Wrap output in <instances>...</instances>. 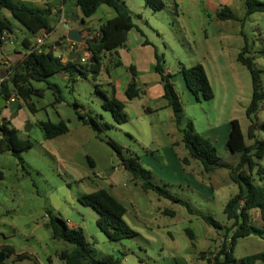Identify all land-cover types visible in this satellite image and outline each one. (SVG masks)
<instances>
[{
	"label": "rangeland",
	"instance_id": "obj_1",
	"mask_svg": "<svg viewBox=\"0 0 264 264\" xmlns=\"http://www.w3.org/2000/svg\"><path fill=\"white\" fill-rule=\"evenodd\" d=\"M25 1L29 7L43 9L41 1L52 0ZM198 7L199 10L187 19L181 11L176 15L168 0L158 13L156 32L151 38L163 68L175 75L180 67L202 64L213 89L211 101L201 98L197 101L186 86L182 87L180 76L171 79L183 105L180 124L176 123L159 82L149 79L147 86L139 84L146 94L127 100L124 85L130 73L122 67L115 68L112 55L109 60L107 56L104 59L107 70L102 68L97 75L92 72L82 78L78 69L73 70V84L61 74L50 77L48 81L57 84L62 91L60 102L56 93L41 82L32 84L44 92L43 96L31 97L33 110L24 102L15 109L10 107L11 103L0 108L6 125L14 129L20 139L31 142V147L20 153L22 162L9 151L0 153L3 174L0 180V245L11 246L18 253L31 257L16 264H64L58 254L72 246L52 238L49 213L79 225L94 256H111L114 260L120 259L122 264H208L207 259L218 253L226 230L212 228L201 215H211L223 228L231 225L224 207L238 192L230 170L238 165L240 157L225 147L230 122L235 119L240 122L248 146L254 144L247 138L252 123L257 125V138L264 141V101L261 110L248 118L251 75L237 60L246 39L250 56L261 71L264 90V55L261 54L264 46L258 30L252 31L256 27L254 23L246 21L242 28L240 20L221 21L214 14L207 16L202 4ZM244 8V2L237 0L232 11L244 16ZM2 13L11 22L14 41L20 43L27 37L35 43L39 34L23 29L7 11ZM64 34V28H60L57 34L46 38V43L58 45ZM1 52L4 51L0 50V57ZM54 53H66L64 45ZM120 54L127 65L126 52L120 51ZM2 61L0 67L3 68ZM18 63L15 61L8 68L9 76L13 75ZM114 78L122 81L118 94L126 102L124 112L128 118L123 124H117L111 112L103 108V97L96 90L100 87L110 96ZM79 114L86 120L93 117L100 124L107 123L111 127L95 128L84 122ZM41 121H65L68 132L46 139L38 126ZM189 122L198 133L218 128V134L224 139L213 144L221 159L220 168L206 172L198 161L189 158L182 142ZM109 140L138 156L142 166L152 173L151 182L186 201L190 210L157 191H145L142 182L134 181L122 167ZM184 158H188V165L182 162ZM258 162L264 168V158ZM253 181L264 183V176L257 175L255 170ZM101 189L111 193L126 208L124 219L137 233L135 237L109 240L97 226V211L80 203L81 197ZM187 230H191L193 240ZM263 251L264 240L251 236L237 241L234 257L243 258ZM6 263L12 264V260L7 259Z\"/></svg>",
	"mask_w": 264,
	"mask_h": 264
},
{
	"label": "trees",
	"instance_id": "obj_2",
	"mask_svg": "<svg viewBox=\"0 0 264 264\" xmlns=\"http://www.w3.org/2000/svg\"><path fill=\"white\" fill-rule=\"evenodd\" d=\"M146 5L154 11H161L165 4L161 0H145ZM80 8L82 21L93 16L98 8L106 5L116 12V17L107 21L99 28L98 36L89 37L85 40L86 48L92 57L96 60L95 64H82L80 56L75 61L63 63L61 58L56 57L49 46H42L37 51L32 43L24 38L22 44L29 51L27 55L14 67L13 75L7 76L2 82L1 95L9 100L12 96L15 104L20 107V102H24L33 110L30 104L33 95L43 96V90L35 89L33 83L44 82L47 87L57 95V101L63 100L62 91L57 84L48 81L50 77L56 74H65L69 83L73 84V70L78 69L82 78H87L90 73L95 75L103 67V60L107 54L117 52L118 49L127 46L128 33L135 27L132 15L122 0H75ZM245 16L243 18L264 13L263 0H244ZM3 11H7L9 16L16 20L25 30L36 35L43 32L50 35L54 28L49 23L51 9H38L29 7L20 0H0V42L5 34H12L13 28L10 20L3 16ZM59 15L61 14L58 11ZM217 18L221 21H239V18L227 7L222 8L217 13ZM65 39V38H64ZM43 47L46 48L43 51ZM264 55V49L261 52ZM237 60L246 67L251 75L252 98L247 108L248 118L257 114L264 101V90L261 81V71L257 68L255 60L250 56V47L245 39V45L238 54ZM155 72L161 77L164 87V98L168 106L172 109L177 124H180L183 113V105L171 81L172 75L165 74L160 57L156 56ZM115 67L122 66L118 60ZM12 69V68H11ZM107 70V68H104ZM133 75L129 83L125 96L128 101L139 98L143 91L138 88L136 83V70L134 67L128 68ZM179 73L182 76L187 90L195 97L197 101H211L214 98V92L209 82L207 73L202 64H196L191 67H180ZM103 97V108L110 111L114 121L117 124H123L128 121L124 110L126 103L116 96L115 89L112 88L111 95L107 91L96 88ZM77 106V105H76ZM78 107V106H77ZM80 118L86 123H91L95 128L109 129L111 126L107 123L100 124L96 118L90 117L86 120L84 115L79 114ZM39 128L42 130L46 139H53L68 132V126L65 121L52 123L50 121L39 122ZM264 128V127H263ZM257 125L252 123L247 132V138L253 140L254 144L248 146L241 124L238 120L230 122V131L225 144L226 149L232 154L239 155L238 165L230 170V177L237 185L238 192L233 196L224 207V214L230 227L223 228L211 215H201V218L214 229H224V241L220 245L218 253L212 258L207 259L208 264H264V251L249 255L240 259L234 258V250L237 241L247 237L255 236L264 239V183L256 184L253 181V174L257 170V175L264 176V168L259 166V162L264 158V141L259 140L256 135ZM185 149L189 158L198 161L206 172H213L220 168V157L217 148L205 136L196 132L192 122L188 123V129L183 131ZM108 144L118 155L122 167L131 174L134 181H141L145 191H157L161 196L170 199L175 203L186 206L189 210V204L174 197L164 190L155 186L151 182L152 173L145 169L140 163L138 156L130 154L128 150L114 140H109ZM31 147L29 140H22L17 136L14 129L9 128L5 122L0 125V153L4 150L11 152L21 162L23 161L20 153ZM188 158L182 162L188 165ZM3 178L0 172V180ZM84 206L91 207L98 213L97 226L111 241H119L125 238L135 237L137 233L128 225L124 217L127 213L126 208L107 190L101 189L94 193L85 195L79 199ZM258 211L260 221L263 225H256L252 212ZM48 226L52 232V238L62 240L72 246L70 250L61 251L58 258L64 264H122L121 260H114L111 256L98 258L94 256L91 244L88 242L84 230L80 227L69 228L67 221L59 216L49 213ZM187 234L193 240L191 230ZM0 256L5 260L0 264H7L6 260H12V264L17 261L30 259L25 253L17 254L16 250L10 246L0 247Z\"/></svg>",
	"mask_w": 264,
	"mask_h": 264
},
{
	"label": "crops",
	"instance_id": "obj_3",
	"mask_svg": "<svg viewBox=\"0 0 264 264\" xmlns=\"http://www.w3.org/2000/svg\"><path fill=\"white\" fill-rule=\"evenodd\" d=\"M20 1H22L23 3L27 2L25 0H20ZM122 1L125 3L126 7L131 12L132 20H133L135 27L128 33L127 46L125 48H121L117 52H114L112 54H107V59L109 60V56L112 55L113 60H115V61L111 60L112 63H116V60L117 61L119 60L122 63V66L115 67V68H121L122 67L126 72L130 73V79L128 81H126V83L124 85L125 91L129 85V83L132 81V78H133V75L128 70V68L134 67L136 70V75H137L136 76L137 86L139 89H141L143 91V94H146V91L144 90V88H141V87L144 85L147 86L149 84L150 80H154L156 82H159L160 87L162 84L161 77L154 70L156 63H157V61H156L157 47L153 45V43H152L153 41L151 39L154 37V33L156 32V26H157L156 22L158 19V13H161V12L154 11L153 9L148 7L146 5L145 0H122ZM236 1L237 0H170L171 4L174 6V13L176 15H178V12L181 11L183 13L184 17H187V19H189V16L193 15V13L195 11L197 12L199 10L198 5L202 4L204 6V10H206L207 16H209V15L211 16V14H214V16L217 17V13L222 8L227 7L232 11V7ZM240 1L244 2V0H240ZM162 2L165 4H168V0H163ZM41 4L44 6V8H50L51 9V16L49 17V23L54 28V30L50 35L57 34L59 29L63 28L64 24L68 23L72 29L80 30L84 36V39L86 40L90 36L91 37L98 36V33H99L98 30H99L100 26L103 25L104 23H106L107 21L112 20L116 17V12L114 11V9H112L106 5H102L98 8V10L96 11V13L93 16H91L90 18L85 20V25L83 27H79V23L82 21V14H81L80 8L75 3V0H52L51 2L41 1ZM244 10H245V8H244ZM58 11L61 12L60 15H59ZM66 16H71L73 18H75L77 16V17H79V19L76 22H74V21L70 22V21L64 20ZM236 16L241 21V20H243L245 15L244 16L236 15ZM246 21H250L251 24L254 23L256 25L255 29L252 31L255 32L258 30L259 38L262 42V46H264V13L253 14V15L247 17L246 19H244V21H241L242 28H244ZM23 29H25V28H23ZM66 33L67 32L65 30V34L62 36L63 41L59 45L47 44L46 38H48V36H50V35H46L43 32L39 33L38 37L36 38V41L41 37L44 38L43 46L44 45L49 46L51 48L53 54L56 57L61 58L63 63H66L69 61L68 57H69V54L71 52H77L78 56H80V57L88 55L89 58H91L90 53H87L86 51H80L76 44L68 42L65 38ZM241 34L243 35V32H241ZM11 36H12L11 34H5L3 39H2V42H0V50L4 51V52H1L2 55L0 57V61H2V59H4V61H2V63L5 65L3 68L1 66L0 70L4 71L6 76H8V73H9L8 68L11 65H13V63L15 61L20 62L24 58V56L29 53V51L22 44V42L18 43L16 41H14ZM34 44L32 43V46H34ZM62 45H64L66 53L61 54V55L55 54L54 51L56 50V48H61ZM249 47H250V45H249ZM263 49L264 48H262L261 50H263ZM120 51H125L127 56L129 57L127 65L123 61L121 54H120ZM129 54H131L133 57L129 56ZM131 60L133 61V64L131 63ZM102 64H103L102 68H105L104 60H103ZM164 71H165V74L172 75L170 70L164 68ZM61 75L65 79H67V76L65 74H61ZM172 76H173L172 79L175 78L176 76H180L182 79V76L180 75L179 71L175 75H172ZM121 84H122L121 79L114 78L112 85H110L113 89H115L116 96L120 100H122V99L119 97V94H118V86H120ZM139 84L141 85V87H139ZM182 84H183L182 87H184L185 84H184L183 79H182ZM163 96H164V88H163ZM0 118H1V116H0ZM3 122L4 121L1 118L0 119V125H2ZM211 131H206V132H203L200 134L207 137L210 141L213 140L212 143L217 142V141H221L224 139L222 136H220L218 134V128H212ZM229 131H230V124H229ZM227 138H228V136L226 137V139H224L225 143L227 141ZM252 215H253V219H254V222L256 225H263L262 222L260 221L258 211H253ZM254 215H257V216L254 217ZM67 224H68L69 228H78V226H79L76 223H73L71 221L67 222ZM247 238H249V237H247ZM260 239H262V238H260ZM262 240H264V239H262ZM4 246H6V245H2V246L0 245V247H4ZM234 252H235V250H234ZM17 254H23V253L17 252ZM255 254H257V253H255ZM235 259H237V258H235ZM238 259H240V258H238ZM258 264H263V263H258Z\"/></svg>",
	"mask_w": 264,
	"mask_h": 264
},
{
	"label": "water",
	"instance_id": "obj_4",
	"mask_svg": "<svg viewBox=\"0 0 264 264\" xmlns=\"http://www.w3.org/2000/svg\"><path fill=\"white\" fill-rule=\"evenodd\" d=\"M78 19H79V17H77V16L75 18H73L71 16H66L64 20L70 21V22H72V21L76 22V21H78ZM84 25H85L84 21H81L79 23V27H83ZM63 28L67 32L65 38L68 42L76 44L80 51H86L87 53H89L88 49L86 48L84 36L80 30L72 29L68 23L64 24ZM62 41H63V38L60 39V41L58 42V45L61 44ZM42 50L45 51L46 48L43 47ZM77 56H78L77 52H71L69 54L68 60L69 61H75ZM89 63L90 64L96 63V60L94 59V57L91 56ZM4 76H5V72L0 70V77H4ZM5 103H6V99L4 97L0 96V108L4 107ZM10 107L12 109H15L17 107V105L15 103H11ZM4 260H5L4 256H0V263H3Z\"/></svg>",
	"mask_w": 264,
	"mask_h": 264
},
{
	"label": "built area",
	"instance_id": "obj_5",
	"mask_svg": "<svg viewBox=\"0 0 264 264\" xmlns=\"http://www.w3.org/2000/svg\"><path fill=\"white\" fill-rule=\"evenodd\" d=\"M43 44H44V39L43 38H39L36 42H35V44H34V49L35 50H37V51H40L41 50V47L43 46ZM89 60H90V58H89V56L88 55H85V56H83V57H81L80 58V62L82 63V64H87L88 62H89ZM7 79V76L5 75L4 77H0V96H2L1 95V89H2V82L4 81V80H6ZM3 97V96H2ZM15 102V99H14V97L12 96L9 100H6V103H5V105L6 104H8V103H14Z\"/></svg>",
	"mask_w": 264,
	"mask_h": 264
}]
</instances>
